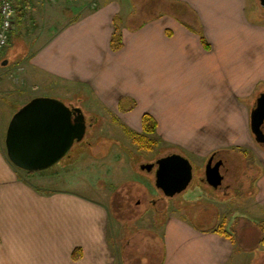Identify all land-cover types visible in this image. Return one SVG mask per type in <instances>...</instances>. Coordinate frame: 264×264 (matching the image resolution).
Returning a JSON list of instances; mask_svg holds the SVG:
<instances>
[{"label":"crops","instance_id":"0c3cea01","mask_svg":"<svg viewBox=\"0 0 264 264\" xmlns=\"http://www.w3.org/2000/svg\"><path fill=\"white\" fill-rule=\"evenodd\" d=\"M161 2L158 13L143 17L128 1L102 0L26 52L15 69L20 81L18 75L2 74L10 63L2 53L0 89L6 78L15 85L25 83L26 93L78 84L84 88L79 92L120 110L134 130L142 129V115L150 113L160 137L179 150L202 159L220 155L228 167L223 194L232 188L235 193L227 197L249 201L238 215L248 213L264 222V148L251 130L252 108L264 92V19H258L264 13L250 12L251 0ZM177 3L186 4L189 16L167 10ZM134 19L137 23H130ZM116 24L123 46L114 51L110 39ZM1 131L3 122L0 264H116L108 203L99 195L90 198L34 184L7 157ZM226 156L234 160V176ZM256 167L259 171L252 174ZM162 230V264H231L247 255L248 250L236 248L232 235L213 231L208 223L196 226L183 215L168 216ZM251 260L261 264L264 249Z\"/></svg>","mask_w":264,"mask_h":264},{"label":"rangeland","instance_id":"374dc122","mask_svg":"<svg viewBox=\"0 0 264 264\" xmlns=\"http://www.w3.org/2000/svg\"><path fill=\"white\" fill-rule=\"evenodd\" d=\"M16 1L21 14L15 13L8 48L3 52V55L10 58V63L5 66L2 74L8 77L9 73L18 75L19 81V71L15 69L22 63L20 61L29 55L26 52L38 49L78 15L96 8L102 2V0ZM117 1L122 4L130 2L131 8L143 17L152 16L162 9L159 3L162 0ZM251 1V6L248 7L250 12L256 13L260 10L264 13V6L260 0ZM168 8L169 6L167 10L170 9ZM258 19H264V15L258 16ZM137 20L134 19L130 23H137ZM20 50L23 52L13 56V52ZM7 80L6 78L2 82L0 89L2 99L0 122H3L1 141L5 153V135L11 118L9 115L14 114L10 109L18 110L33 94L56 97L67 105L80 106L90 117L92 126L88 125L83 140L75 142L68 155L57 164L40 171L20 170L40 187L76 191L96 199L99 195L98 198L108 203L109 240L116 255V264H158L162 255V224L168 216L178 214L199 227L208 223L212 228H223L232 235L238 250L240 248L248 250L245 258L238 260L235 257L231 264H250L256 250L264 249V246L259 244L261 234L259 227L263 221L248 213L238 215L244 209L243 203L248 204L249 201L227 197L226 195L235 193L232 188L229 194H223L226 181L216 188L201 179L208 158H197L184 153L176 148L173 142L162 139L157 131L155 134H145L142 129H132L126 122V117L120 115V110L106 108L94 94L93 96L89 92L87 94L79 92L81 90L78 89L84 88L78 84L29 89L30 91L26 93L25 83L20 86ZM13 82L15 83L14 80ZM257 144L264 148L263 144L258 142ZM173 152L181 153L189 159L193 165L194 175L183 192L167 197L155 185V170L149 171L143 165ZM232 156L238 157L237 153H232ZM224 158L228 165L234 161L229 156ZM230 166L229 173L234 176L236 166ZM258 171L256 167L251 172L254 174ZM220 193L223 194L222 197L216 196ZM124 253L127 255L121 260Z\"/></svg>","mask_w":264,"mask_h":264},{"label":"water","instance_id":"95a60500","mask_svg":"<svg viewBox=\"0 0 264 264\" xmlns=\"http://www.w3.org/2000/svg\"><path fill=\"white\" fill-rule=\"evenodd\" d=\"M264 6V0H260ZM264 92L260 93L251 112V130L259 143H264ZM87 132L85 114L80 106L67 105L50 96H35L14 112L5 135L6 154L18 168L40 171L57 164L68 155L75 142ZM208 160L205 178L213 187L223 181L220 162ZM151 165H147L150 169ZM193 178V165L181 153L173 152L156 161L154 182L163 194L172 197L183 192Z\"/></svg>","mask_w":264,"mask_h":264},{"label":"trees","instance_id":"16d2710c","mask_svg":"<svg viewBox=\"0 0 264 264\" xmlns=\"http://www.w3.org/2000/svg\"><path fill=\"white\" fill-rule=\"evenodd\" d=\"M170 8V9H169ZM168 9L171 10L174 14H177V16H189V11H188V7L186 6V4L184 3H177V4H173L172 6H170ZM15 13L16 15H20L21 14V9L19 8V5L17 4V1L15 2ZM202 41L205 44V46H209L207 41L205 40L204 36L201 35ZM123 46V39H122V30L121 28L116 24L113 34L111 36L110 39V47L112 50L116 51L119 50L120 48H122ZM142 131L145 134H155L156 133V129H157V121L156 119L150 114V113H144L142 115ZM28 173V172H27ZM260 228L262 231V236L260 239L261 244L264 245V222L260 224ZM213 231H216L222 235H225L227 237H230V233L226 232V230H224L221 227H214L212 228ZM74 258H78L79 255L74 253ZM158 264H162V259L160 258L158 260ZM261 264H264V261L261 262Z\"/></svg>","mask_w":264,"mask_h":264},{"label":"built area","instance_id":"2783aa9c","mask_svg":"<svg viewBox=\"0 0 264 264\" xmlns=\"http://www.w3.org/2000/svg\"><path fill=\"white\" fill-rule=\"evenodd\" d=\"M14 3L15 0H0V55L10 41L15 19Z\"/></svg>","mask_w":264,"mask_h":264},{"label":"flooded vegetation","instance_id":"af4514ba","mask_svg":"<svg viewBox=\"0 0 264 264\" xmlns=\"http://www.w3.org/2000/svg\"><path fill=\"white\" fill-rule=\"evenodd\" d=\"M257 100V99H256ZM255 104H256V101H255ZM255 104H254V107H255ZM71 106H77V105H71ZM253 107V108H254ZM252 108V109H253ZM85 114V113H84ZM85 118H86V123H87V129H88V125L89 126H92V123L90 122V117L89 116H87L86 114H85ZM262 129H263V131H264V123H263V125H262ZM254 135V134H253ZM255 137V136H254ZM256 140V139H255ZM259 143V142H258ZM260 144H263L264 145V143H260ZM212 159V165H214V164H216V163H218V162H220V171H221V173H222V175H223V181H222V184H223V182H224V180H225V177L227 176V171H228V167L226 166V162H225V160L220 156V155H217V154H211L209 157H208V159H207V163H208V160L209 159ZM157 159L158 158H156L155 159V161H153V162H149V163H147V164H144L143 166H145V168L147 169V165H151V167H150V169H148L149 171H153V170H155L156 169V161H157ZM207 163H206V165H207ZM206 165H205V168H206ZM194 175V174H193ZM201 179H203L204 181H206V178H205V170H204V175L203 176H201ZM221 184V185H222ZM220 185V186H221ZM217 188V187H216ZM139 203V202H138Z\"/></svg>","mask_w":264,"mask_h":264}]
</instances>
